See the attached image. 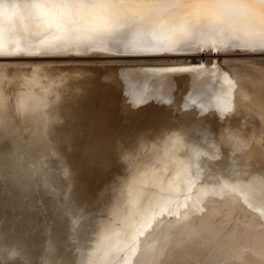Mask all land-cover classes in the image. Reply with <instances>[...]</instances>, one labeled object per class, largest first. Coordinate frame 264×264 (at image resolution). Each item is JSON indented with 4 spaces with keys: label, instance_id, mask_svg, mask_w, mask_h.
Wrapping results in <instances>:
<instances>
[{
    "label": "rangeland",
    "instance_id": "rangeland-1",
    "mask_svg": "<svg viewBox=\"0 0 264 264\" xmlns=\"http://www.w3.org/2000/svg\"><path fill=\"white\" fill-rule=\"evenodd\" d=\"M24 47L26 50L22 52L9 50L7 55H0V66L3 65V68H0V139L14 138L13 149L7 152L5 158L0 156V178L15 184L21 191L29 192L33 188L32 180L44 168L47 180L43 190L48 189L49 194H52L57 193L58 178L66 180L71 176L66 190L72 192L77 186L75 192L81 197V203L78 205L87 204L86 213L89 216L98 213V217L102 220H106V210L112 205L114 206L112 211L117 210L118 203L123 196H126L127 186L139 180L140 169L147 165L150 156L159 149L163 138L161 140L148 138L144 143L138 141L137 137L118 140L109 145V153L101 152L94 143L89 142V139L75 133H65V130L61 129L59 124L62 119L56 113L60 111L65 99L81 94L86 84L99 83L110 85L113 90L120 92L121 102L127 104L128 101L121 91L119 76L123 75V69L132 68L135 69L132 71L144 74L146 79H143L148 82L156 78L155 75L147 72L149 69L161 70V74L166 73L167 76L165 74L163 77L164 84L162 83L159 88L171 90L172 93L178 92L176 85L165 87L172 78L179 82L187 78L185 83H182L188 86L185 92H189L192 86L198 88L201 86V80L196 76L204 77L207 74L205 71L212 70L214 71L210 77L217 82L224 75L223 73L230 69L237 83L236 91L242 87L250 89L252 85L254 86L253 79L256 76L261 75L259 77L264 80V51H238L224 54L222 52L224 48L209 45L203 40L181 47H167L165 43L152 45L142 43L137 46L142 52L128 48L121 50L116 48L108 52V48L93 47L89 48L87 51L90 53L86 54L74 52L52 54L42 47H30L29 43H24ZM212 47L218 49L217 52H212L216 53L214 56L209 55L210 50L198 51L200 48ZM33 62L40 63L32 67ZM32 70L39 81L35 87L48 86L47 102L41 107H35L28 102L29 99L21 104L15 102L17 93L28 92L23 82L30 78ZM93 112L92 109L88 110L87 115ZM246 119L247 124L244 126L253 125L263 128V121L255 111L248 110ZM187 120L184 122L185 126L190 122ZM241 125L238 123V126ZM235 139L244 150L237 159L240 167L234 175L247 176L257 170L255 174L264 179V134L253 136L248 144L237 135ZM163 140L171 139L166 136ZM20 148L33 149L32 157L38 159L37 166L23 163V156L16 154V150ZM117 153L121 154L119 159ZM88 156L91 157L89 159L91 164L85 165L88 162L85 158ZM225 156L222 152L218 160H222ZM203 158L211 163L205 166L220 168L218 160L206 156ZM51 160L61 161V169L63 168L65 172L59 173L58 169L55 172L48 170L47 163L44 162ZM123 166H126L124 171ZM134 172L135 174H132ZM113 174L117 177H112ZM249 185L253 188L261 187L263 190L260 179H252ZM99 196L105 200V206L103 211L96 212L92 205ZM190 205L197 209L200 207L198 212L189 215L183 227L190 231V235L188 233L185 241H171L165 248L163 261L160 264H201L200 260L208 262V258H203L210 256L208 244L211 241L201 244L198 238L195 239L203 234L226 235V237L230 235L227 238L230 242L229 251H235V255L218 264H264V256L259 252L247 248L240 249L239 245L246 244L245 239H248L251 233L258 242L264 240V226L258 224L255 227L254 224L258 219L254 211L239 199L236 188H230L222 196L208 193L203 201L194 200ZM150 239L148 249H150L149 258L152 259L159 236L153 234ZM141 243L142 241L139 244ZM261 247L264 252V243ZM142 254L139 251L136 255L141 257ZM138 260L139 257L123 262V259L117 257L116 262L136 264Z\"/></svg>",
    "mask_w": 264,
    "mask_h": 264
},
{
    "label": "bare ground",
    "instance_id": "bare-ground-1",
    "mask_svg": "<svg viewBox=\"0 0 264 264\" xmlns=\"http://www.w3.org/2000/svg\"><path fill=\"white\" fill-rule=\"evenodd\" d=\"M174 2L176 15L198 19L210 12L207 6L208 0H174ZM252 5L258 12L264 13V0H252ZM130 11L140 18L147 9L138 7ZM85 15L89 26L102 27L110 35L106 38L98 36L90 43L65 42L61 46L56 42L61 35L59 30L55 33L56 37H51L50 35L36 36L27 30L10 34L0 27V53L7 55L9 50L22 52L26 50L24 43H29L30 47H42L52 54H68V52L86 54L90 53L87 50L93 47L108 48V52L116 48L142 52L137 46L143 42L126 43L125 30L112 31L109 10H89ZM192 42L189 40L180 45L165 44L167 47H181ZM212 45L224 48L222 50L224 54L261 51V43L252 38L240 39L238 42L214 41ZM236 45L245 50L235 49ZM209 55L214 56L216 53L210 52ZM39 63L33 62L31 65L35 67ZM2 66L0 68H3ZM132 70L135 69H123V75L119 76L121 91L125 100L128 101L127 104L121 102L120 92L113 90L110 85L86 84L81 94L73 98L68 97L62 102L59 113H56L62 119L59 124L61 129L65 130V133H75L96 142L102 148V152H108L109 142L136 137L145 139L169 136L171 140H175L178 138L175 134L183 133L194 135L193 138L197 142L191 144V149L174 143L166 146L165 141L161 142V148L157 153H153L147 165L140 169L139 180L143 179L139 185L140 191L123 196L118 203V213L112 214V211H107L105 215L111 223L97 230L82 264L87 260L89 252L98 249H100L97 254L99 264H117V257L123 259V262L139 257L136 264H148L151 260L150 249H148L151 242L148 243V241L153 234L159 236V229L164 223L171 224L172 221L183 218V213L186 214L191 202L203 201L202 198L209 192L210 186L221 184L235 189L238 185L250 184V177L252 179L257 172L255 170L248 174V180L234 174L226 175L228 176L226 179L217 178L214 170H207L203 156L208 152L212 159H216L221 151L218 142L212 138L214 130L217 135H237L247 144L253 136L264 134V80L259 77L261 75L254 77V86L252 85L250 89L242 87L236 91L237 83L230 69L226 70L217 82L210 77L214 70L205 71L207 74L204 77L196 76L201 80L200 88L192 86L189 92H185L188 86L183 85L187 78L180 82L172 78L165 86L169 88L176 85L178 92L172 93L171 90L159 88L166 74H161V70L152 68L147 71L156 77L150 82L145 80L144 74ZM38 82L32 70L30 78L23 82L28 92L17 93L15 102L21 104L29 99L28 102L35 107L44 106L47 102L48 86L35 87ZM91 109L94 112L88 116L87 111ZM248 110L256 112L259 119L263 121V128L253 125L244 126L247 124ZM214 112L215 121L205 119L206 114ZM186 120L190 122L185 126ZM238 123L242 125L238 126ZM234 149L238 150V147L231 146L229 152L233 153ZM240 150L243 154L244 149L240 148ZM229 152L228 157L225 158L227 168L233 167L234 157ZM90 158L89 156L85 158L88 161L85 165L91 164ZM4 182L8 181L4 180ZM263 183L264 181L262 192H264ZM236 192L242 196V199L247 198L237 190ZM255 205L257 207L255 206L254 209L259 212L261 210L259 203L256 202ZM163 212L165 213L162 216ZM141 241L142 243L139 244ZM139 251L143 253L141 257L136 255Z\"/></svg>",
    "mask_w": 264,
    "mask_h": 264
},
{
    "label": "water",
    "instance_id": "water-1",
    "mask_svg": "<svg viewBox=\"0 0 264 264\" xmlns=\"http://www.w3.org/2000/svg\"><path fill=\"white\" fill-rule=\"evenodd\" d=\"M206 116L207 117L205 119L215 121V112L212 114H206ZM175 135L178 138L175 140L165 141L166 146L174 143L180 144L183 148L191 149V144L197 142L196 139L193 138L195 137L194 135L183 133ZM235 137L236 136L230 135H217L215 130L212 133V138L218 142L221 151L216 159H212L208 152L205 153L204 156L212 160H218L222 152L226 155L222 160H218L220 162L219 166L221 169L206 166L208 171L214 170L217 178L225 179L228 177L226 175L235 174L237 168L240 167L237 159L241 156V146L236 143ZM157 138L161 140L163 137ZM13 139L14 138L0 139V156L2 158H5L7 152H10L11 149H13ZM22 139H24V137H22ZM163 139L162 141H164ZM147 140L148 138H138V141H142L143 143ZM89 141L94 143L97 146V149L99 148L98 150L102 152V148L96 142L91 140ZM115 141H112V143H115ZM110 144L111 143L109 142V145ZM161 146L162 145L160 143L159 149ZM231 146H234L235 148L238 147V150L234 149L233 153L229 152V148ZM134 148L136 150L137 146L135 145ZM32 151V148H20L16 150V154L23 156L24 164L37 166L38 159L32 157ZM157 151L154 152V154L157 153ZM228 152L234 157L232 160L233 167L230 168H227V162H225V158L228 157ZM3 153L4 155H2ZM107 153H109V147ZM114 153L116 154V152ZM117 155H119V159L121 154L117 153ZM204 160L206 164H211L210 162H207L206 159ZM44 163H47L48 170L55 172L58 169L59 173L65 172L63 168L61 169L62 165L59 160L45 161ZM125 168L126 166H123L122 170L124 171ZM42 170L36 175V178L32 180L33 188L29 192L21 191L15 186V184L8 182L5 183L4 180L0 178V249L5 246L18 247L21 249L24 257L23 264H82V261L88 253L93 239L95 238L97 230H99L100 227L111 223V221L107 220V217L106 220L100 219V217H98V213L89 216L86 213V209L88 208L87 204L78 205L81 203V197L75 192L76 188H73L72 192H70L71 190H66L67 186H69L71 176H68L66 180L58 178L57 193L49 194L48 189L43 190V186L46 184L47 174L44 168ZM116 176V174L112 175V177ZM236 176H241L243 179L245 178V180L249 179V175ZM252 179H260L261 184L264 181V179L257 175H255ZM252 179L250 177V180ZM142 180L135 181L131 185H128V188H126L127 193L125 195L128 193L133 195L134 193L140 191L139 185ZM209 189V194L222 196L230 188L221 184L219 186L214 184L213 186H210ZM218 190H220V192ZM236 190L247 197L242 199V196L239 195V199H241L246 206H249L250 209L254 211V215H256L258 219L254 224L255 227L258 224L264 226L262 223L264 222L263 190L261 188H253L248 183L236 186ZM208 193H205L204 197ZM204 197L202 198L203 200ZM256 202H258L261 207L259 212L254 209ZM92 206L93 208L95 207L96 212L103 211L105 200L99 196L97 200L94 201ZM112 209H114L113 205L106 210V213L107 211L111 212ZM116 209L117 210L112 211V214L118 213L119 207H116ZM198 209H200V207ZM198 209L190 205L186 210V214L183 213V218L178 221H172L171 224L164 223L161 226L159 229V239L149 264H160V262L163 261L162 259L165 248L171 241L179 242L187 239L188 233L190 235V231L185 230L183 227L186 225L185 223L188 220L189 215L191 213L198 212ZM164 213L165 212L161 215L163 216ZM174 222L176 223L173 224ZM245 226L250 225L245 224ZM92 232L94 233L92 234ZM229 236L230 235H228V237ZM228 237H226V235L220 236L218 234H203L197 236L195 239L198 238V241L201 244H205L208 240L211 241V243L208 244V246L210 245V247H208L210 256H204L203 258H208L209 261L205 263L200 260L201 264H218L220 261L222 262L225 259L233 257L235 255V251H229L230 242L227 240ZM245 240L247 243L239 245L241 247L240 249L247 248L250 251H257L261 254V256H264V252L262 251L263 249H261V245L264 243V240H259L258 242L253 233H251L250 237ZM11 264H21V262L17 260L11 262Z\"/></svg>",
    "mask_w": 264,
    "mask_h": 264
},
{
    "label": "clouds",
    "instance_id": "clouds-1",
    "mask_svg": "<svg viewBox=\"0 0 264 264\" xmlns=\"http://www.w3.org/2000/svg\"><path fill=\"white\" fill-rule=\"evenodd\" d=\"M127 0H0V27L10 34L27 30L36 36L56 37V42L90 43L98 36L108 37L102 27H91L85 13L109 10L112 31L125 30L126 43L180 45L189 40L212 42L256 39L264 44V13L253 8L252 0H208V15L193 19L176 15L174 0H143L147 9L138 18L124 5ZM31 46V45H29ZM91 251L84 264H99ZM23 254L16 246L0 249V264H11Z\"/></svg>",
    "mask_w": 264,
    "mask_h": 264
},
{
    "label": "snow or ice",
    "instance_id": "snow-or-ice-1",
    "mask_svg": "<svg viewBox=\"0 0 264 264\" xmlns=\"http://www.w3.org/2000/svg\"><path fill=\"white\" fill-rule=\"evenodd\" d=\"M122 2H123V0H122ZM124 6L129 8V10L132 8H138V7L139 8H146L144 3H143V0H127V3ZM235 49L245 50V49H241L239 45H236ZM205 50H210L211 52H217L218 51V49L215 47H212L210 49H208V48L207 49H204V48L198 49V51H205ZM260 50L264 51V44H261ZM0 55H3V54L0 53ZM170 71H172V70L170 69Z\"/></svg>",
    "mask_w": 264,
    "mask_h": 264
}]
</instances>
